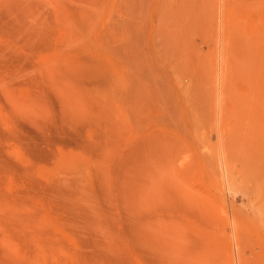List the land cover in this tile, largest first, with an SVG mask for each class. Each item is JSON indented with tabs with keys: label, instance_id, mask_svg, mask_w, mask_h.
Here are the masks:
<instances>
[{
	"label": "rangeland",
	"instance_id": "obj_1",
	"mask_svg": "<svg viewBox=\"0 0 264 264\" xmlns=\"http://www.w3.org/2000/svg\"><path fill=\"white\" fill-rule=\"evenodd\" d=\"M192 262L264 264V0H0V264Z\"/></svg>",
	"mask_w": 264,
	"mask_h": 264
},
{
	"label": "bare ground",
	"instance_id": "obj_2",
	"mask_svg": "<svg viewBox=\"0 0 264 264\" xmlns=\"http://www.w3.org/2000/svg\"><path fill=\"white\" fill-rule=\"evenodd\" d=\"M201 199H202V198H200V200H201ZM201 201L204 202V200H201ZM200 205H201V204H200ZM199 207H200V206H199ZM203 208H204V206H201V208H198V209H201L202 211H200V212L203 213V214H204V213H208V212H203V211L205 210V208H204V210H203ZM155 209H156V208H155ZM155 209H152V210H155ZM198 211H199V210H198ZM206 211H208V210H206ZM204 215H206V214H204ZM206 217H208V216H206ZM145 221H147V220H145ZM234 222H235V221H234ZM146 223H147V222H145V225H146ZM197 223H199V224H197V225L201 226V227H199L198 229H200V228H201V229H200L199 231H197V233H196V231H195L196 229H195L194 232H195V234L197 235V236H196V235H195V236L198 238L199 244L201 245V247L203 248V250H206V251H207V249L209 250L210 248L214 249L212 246L214 245L213 242H214L215 240L213 241L212 237H210L209 234H211V233H209L208 228H207V227H204V226H202V225H200V222H197ZM201 224H203V225L206 226V224L203 223V222H202ZM234 224H235V223H234ZM193 225H194V224H193ZM193 225H192V226H193ZM195 225H196V224H195ZM234 226H235V225H234ZM236 226H237V225H236ZM196 227H197V226H196ZM196 227H194V228H196ZM203 227H204V228H203ZM206 228H207V229H206ZM198 229H197V230H198ZM233 229H234V228H233ZM191 230H192V228H191ZM235 230H236V229H235ZM236 233H237V232H236ZM146 235H147V234H146ZM193 235H194V234H193ZM147 236H149V235H147ZM147 236H145V235L143 236V237H144V239H143V240H144V242H143L144 244H143V245H144L145 249L147 248V241H148V237H147ZM146 237H147V240H146ZM192 244H194V243H192ZM192 244H191V245H192ZM212 244H213V245H212ZM210 245H211V246H210ZM208 246H209L210 248H209ZM197 247L199 248V246H197ZM145 249H144V250H145ZM212 249H211V250H212ZM201 250H202V249H201ZM203 250H202V251H203ZM190 251H191V250H190ZM192 251H193V250H192ZM197 251H198V250H197ZM199 251H200V249H199ZM206 251H205V253H204V254H205V257L208 256L207 253H206ZM212 251H213V250H212ZM145 252H146V250H145ZM203 252H204V251H203ZM151 253H152V251H151ZM193 253H194V252H193ZM193 253H192V254H193ZM208 253H210V252H208ZM214 253H215V252H214ZM214 253H213V254H214ZM198 254H200V256H201V254H202L201 251H200ZM204 254H202V256H204ZM153 255H154V254H153ZM206 255H207V256H206ZM146 256H147V255H146ZM193 256H194V254H193ZM195 256H197V255H195ZM195 256H194V257H195ZM202 256H201L200 258H198L199 256H197V259H200V260H201V259H202ZM142 257H143V256H142ZM144 257H145V256H144ZM155 257H156V256H155ZM191 257H192V256H191ZM203 259H205V258L203 257ZM142 260H143V259H142ZM146 260H147V259H146ZM200 260H199V261H200ZM213 260H214V259H213ZM217 260H218V259H217ZM193 261H194V260H193ZM202 261H203V260H202ZM202 261H200V262H202ZM207 261H208V260H207ZM207 261H206V262H207ZM149 262H150V261H149ZM204 262H205V260H204ZM206 262H205V263H206ZM208 262H209V261H208ZM214 262H215V261H214ZM216 262H217V261H216ZM218 262H219V261H218ZM218 262H217V263H218ZM143 263H146V262H143ZM147 263H148V262H147ZM193 263H194V262H192V264H193ZM202 264H203V263H202ZM213 264H214V263H213Z\"/></svg>",
	"mask_w": 264,
	"mask_h": 264
}]
</instances>
